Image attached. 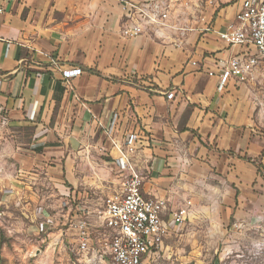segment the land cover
<instances>
[{"label": "crops", "instance_id": "obj_1", "mask_svg": "<svg viewBox=\"0 0 264 264\" xmlns=\"http://www.w3.org/2000/svg\"><path fill=\"white\" fill-rule=\"evenodd\" d=\"M242 2L193 13L181 6L169 23L186 30L128 37L120 0H0V201L6 192L36 196L30 188L41 184L63 198L114 195L125 171L113 140L127 149L134 133L129 153L142 192L166 199L165 220L192 209L202 185L217 187L240 227L264 226V62L253 79L218 88L219 60L256 53L218 35ZM51 56L82 68L71 81L90 111Z\"/></svg>", "mask_w": 264, "mask_h": 264}, {"label": "rangeland", "instance_id": "obj_2", "mask_svg": "<svg viewBox=\"0 0 264 264\" xmlns=\"http://www.w3.org/2000/svg\"><path fill=\"white\" fill-rule=\"evenodd\" d=\"M193 5L185 9L193 13L194 6L200 8ZM198 16L203 20L204 14ZM258 86L257 97L264 100V79ZM216 188L196 189L192 209L184 205L190 212L187 221L172 228L163 250L143 264H264V226L240 227L217 202ZM30 190L37 195L6 192L0 201V264H112L93 248L78 249L71 222L83 209L88 211L92 244L101 247L106 229L99 216L113 195L99 189L90 191L86 199L63 198L47 184Z\"/></svg>", "mask_w": 264, "mask_h": 264}, {"label": "built area", "instance_id": "obj_3", "mask_svg": "<svg viewBox=\"0 0 264 264\" xmlns=\"http://www.w3.org/2000/svg\"><path fill=\"white\" fill-rule=\"evenodd\" d=\"M120 1L125 7L126 26L123 32L128 37L139 36L150 28L174 29L176 26L169 23V19L181 6L184 8L192 4L215 6L218 2V0ZM176 29L186 30L183 27ZM218 35L229 46L253 45L256 49L255 54L244 51L219 60V90H223L232 78L242 82L253 79L255 68L260 62H264V0H243L235 21L229 23L224 30L218 31ZM49 58L53 66L60 68L67 90L89 110L71 81L82 74V68L72 66L64 68L56 57ZM193 64L196 65L197 62L194 61ZM167 95L168 98H173L175 92L170 91ZM262 113L264 117V106ZM108 134L110 136V131ZM136 140L137 135L130 134L126 142L127 149L113 140L114 149L118 152L119 166L125 173L121 189L113 195L99 216L106 229V237L100 244L101 247L92 244V224L88 211L83 209L80 216L71 222L78 249L86 252L93 248L96 255L99 254L100 258L107 259L112 264H143L145 259L163 250L164 239L172 228L184 224L189 215V209L181 206L172 211L170 218L165 220L163 214L167 206L166 199L144 196L143 176L133 164L129 153Z\"/></svg>", "mask_w": 264, "mask_h": 264}]
</instances>
